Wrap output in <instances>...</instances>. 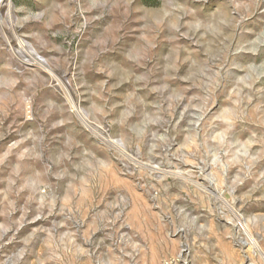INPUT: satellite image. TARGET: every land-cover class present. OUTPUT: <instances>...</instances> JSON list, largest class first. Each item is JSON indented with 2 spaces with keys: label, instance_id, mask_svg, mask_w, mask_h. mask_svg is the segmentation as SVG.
Here are the masks:
<instances>
[{
  "label": "rangeland",
  "instance_id": "374dc122",
  "mask_svg": "<svg viewBox=\"0 0 264 264\" xmlns=\"http://www.w3.org/2000/svg\"><path fill=\"white\" fill-rule=\"evenodd\" d=\"M0 264H264V0H0Z\"/></svg>",
  "mask_w": 264,
  "mask_h": 264
}]
</instances>
